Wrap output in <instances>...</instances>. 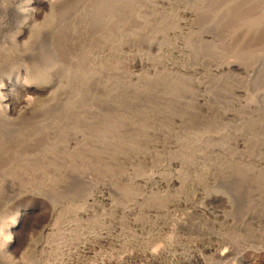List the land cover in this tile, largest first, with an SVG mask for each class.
<instances>
[{
	"label": "rangeland",
	"instance_id": "1",
	"mask_svg": "<svg viewBox=\"0 0 264 264\" xmlns=\"http://www.w3.org/2000/svg\"><path fill=\"white\" fill-rule=\"evenodd\" d=\"M68 1L30 30L21 18L0 29V50L15 48L0 56V84L18 66L28 83L52 80L37 113L69 114L84 140L83 156L53 137L1 159L0 224L29 218L0 264H41L45 247L58 251L49 264H264V0Z\"/></svg>",
	"mask_w": 264,
	"mask_h": 264
},
{
	"label": "bare ground",
	"instance_id": "2",
	"mask_svg": "<svg viewBox=\"0 0 264 264\" xmlns=\"http://www.w3.org/2000/svg\"><path fill=\"white\" fill-rule=\"evenodd\" d=\"M68 0H36L35 2H30V3H28L24 8H23V10H20L19 9V11L17 10L18 8H16V5L15 4H12L11 5V3H8L7 4V6H5L4 4L3 5H0V16L1 15H3V16H1V20L3 19V18H6V17H8L9 19H5L6 21H8V22H6L5 20L3 21H0V29L1 28H3V27H5V24H7V23H9V21L10 20H14V18L15 19H17V18H21L23 21V23H24V28H29V30H30V28L32 29V27H34L35 25H36V20H38L39 18H41L42 17V15H43V12L46 10V9H49V10H52V9H59L60 11H62L63 13L66 11V10H68V6L69 5H67V2ZM74 1V0H73ZM73 1L71 0V2L70 1H68V2H70V3H73ZM76 1V0H75ZM161 1H163V0H161ZM78 2V1H77ZM80 2V1H79ZM154 2H158V1H154ZM165 2V1H164ZM164 2H162L163 4H166V2L164 3ZM169 2L170 1H168V4H169ZM172 2V1H171ZM243 2V1H242ZM241 2V3H242ZM159 3V2H158ZM157 3V4H158ZM161 3V4H162ZM262 3V2H261ZM1 4H2V2H1ZM74 4H76V3H74ZM79 4V3H78ZM157 4H155V5H157ZM162 4V5H163ZM167 4V5H168ZM80 5H81V3H80ZM79 5V6H80ZM253 6V5H252ZM22 7V6H21ZM78 7V6H77ZM165 7V6H164ZM256 7V6H255ZM20 8V7H19ZM263 8H264V5H263ZM92 9V8H91ZM253 9V8H252ZM142 10V9H141ZM48 11V10H47ZM56 11V10H55ZM172 11V10H171ZM97 12V11H96ZM141 12V11H140ZM165 12V11H164ZM182 12V11H181ZM192 12V11H191ZM234 12V11H233ZM238 12V11H237ZM59 13V12H58ZM144 13V12H143ZM184 13V12H183ZM56 14V13H55ZM62 14V13H61ZM68 14V13H67ZM142 14V13H141ZM140 14V15H141ZM193 14V13H192ZM241 14V13H240ZM59 15V14H58ZM58 15H57V17H58ZM64 15V14H63ZM144 15V14H143ZM189 15V14H188ZM196 15V14H195ZM221 15V14H220ZM248 15V14H247ZM257 15V14H256ZM65 16V15H64ZM223 16V15H222ZM221 16V17H222ZM255 16V15H254ZM60 17V16H59ZM142 17H144V16H142ZM260 17V16H259ZM44 18V17H43ZM91 18V17H90ZM140 19H143V18H141V16L139 17ZM190 18V17H189ZM214 18V17H213ZM59 19V18H58ZM79 19V18H78ZM97 19V18H96ZM204 19V18H203ZM216 19V18H215ZM261 19H262V21H264V10H263V16L261 17ZM198 20V19H197ZM210 20V19H209ZM221 20V19H220ZM247 20V19H246ZM249 20V19H248ZM15 21V20H14ZM65 21V20H64ZM78 21V20H77ZM216 21V20H215ZM229 21V20H228ZM250 21V20H249ZM258 21V20H257ZM83 22V21H82ZM213 22V21H212ZM261 22V21H260ZM260 22H258V24L260 23ZM65 23V22H64ZM96 23V22H95ZM141 23V22H140ZM144 23V22H143ZM223 23V22H222ZM82 24V23H81ZM86 24H87V22H86ZM146 24V23H145ZM252 24L253 25H256L257 24V22H255V21H253L252 22ZM263 24H264V22H263ZM89 25V24H88ZM140 25V24H139ZM142 25H144V24H142ZM217 25V24H216ZM224 25V24H223ZM96 26V25H95ZM213 26V25H212ZM215 26V25H214ZM218 26V25H217ZM250 26V24L248 25V27ZM261 26H263V25H261ZM247 27V28H248ZM254 27V26H253ZM252 27V28H253ZM258 27V26H257ZM27 28V29H28ZM136 28V27H135ZM137 28H139V27H137ZM144 28H145V26H144ZM211 28V27H210ZM240 28V27H239ZM247 28H245V29H247ZM261 28V27H260ZM212 29V28H211ZM249 29V28H248ZM255 29V28H254ZM3 30V29H2ZM24 31H26V29H23ZM137 30V29H136ZM216 30V29H215ZM232 30V29H231ZM139 31V30H138ZM252 31V30H251ZM250 31V32H251ZM240 32H242V31H240ZM3 33H4V31H3ZM130 33H131V31H130ZM141 33V32H140ZM145 33V32H144ZM252 33V32H251ZM128 34V33H127ZM134 34V33H133ZM136 34L137 33H135V35H133V36H136ZM142 34V33H141ZM62 35H63V33H62ZM125 35H126V32H125ZM125 35H123V36H125ZM130 35V34H129ZM128 35V36H129ZM140 34L138 33V36H139ZM263 35V34H262ZM15 36H17V34L15 35ZM128 36H127V38H128ZM130 36H132V35H130ZM129 36V38H131ZM143 36H144V34H143ZM2 37V31L0 30V41H1V38ZM18 37H20L21 39H24L25 37H26V35H25V33H20V35L18 36ZM77 37V36H76ZM120 37V36H119ZM126 37V36H125ZM124 37V38H125ZM137 37V36H136ZM140 37V36H139ZM206 37H208V36H206ZM248 37V36H247ZM263 37V36H262ZM67 38V37H66ZM142 38V37H141ZM229 38H232V35H231V37H229ZM27 39V38H26ZM60 39H62L61 37H60ZM102 39V38H101ZM109 39V38H108ZM108 39H103V41L105 40V41H107ZM126 39V38H125ZM124 39V40H125ZM133 39H135V38H133ZM132 39V40H133ZM137 39H138V37H137ZM259 39V38H258ZM28 40V39H27ZM33 40V39H32ZM112 41H114L113 39H111ZM117 40V39H116ZM127 40V39H126ZM125 40V41H126ZM131 40V39H130ZM136 40V39H135ZM241 40V39H240ZM104 41V42H105ZM138 41V40H137ZM251 41V40H250ZM255 41V40H254ZM15 42V41H14ZM28 42V41H27ZM98 42V41H97ZM107 42H109V41H107ZM107 42H106V44H107ZM124 42V41H123ZM239 42V41H238ZM256 42V41H255ZM62 43V42H61ZM110 43H112L111 41H110ZM110 43L108 44V45H110ZM126 43H128V42H126ZM129 43L131 44V42L129 41ZM261 43V42H260ZM3 44V43H2ZM6 44V43H5ZM4 44V45H5ZM34 44V43H33ZM94 44V43H93ZM105 44V43H104ZM119 44V43H118ZM133 45H139V44H134V43H132ZM142 44V43H141ZM188 44V43H187ZM11 45V44H10ZM113 45H114V42H113ZM116 45V44H115ZM128 45V44H127ZM7 46V45H6ZM129 46V45H128ZM232 46V45H231ZM5 47V46H4ZM12 47L13 48H9V49H7V48H3L2 47V49L0 50V52H1V54H0V56L2 55V52L3 53H5L6 54V56H3V57H6V58H10L11 57V55L13 54H11L10 53V51H12V49L13 50H15V48H14V45H12ZM24 47V46H23ZM92 47H94V46H92ZM124 46L122 45V48H123ZM246 47V46H245ZM134 48V47H133ZM140 48V47H139ZM101 50L102 49H104V48H100ZM108 49V48H107ZM124 49V48H123ZM129 49H131V48H129ZM128 49V50H129ZM247 49V48H246ZM20 49H18V51H19ZM30 50V49H29ZM105 50V49H104ZM109 50V49H108ZM126 50L127 49H125L124 51L126 52ZM5 51V52H4ZM95 51V50H94ZM98 51H100V50H98ZM107 51V50H106ZM123 51V50H122ZM137 51V50H136ZM139 51V50H138ZM180 51V50H179ZM235 51V50H234ZM25 52V51H24ZM65 52V51H64ZM92 52V51H91ZM101 52V51H100ZM111 52H113V51H111ZM236 52V51H235ZM258 52V51H257ZM26 53V52H25ZM97 53V52H96ZM96 53H94V54H96ZM121 53V52H120ZM122 53H124V52H122ZM130 53V52H129ZM132 53V52H131ZM135 53V52H134ZM20 54H22V53H20ZM93 54V53H92ZM117 54V53H116ZM133 54V53H132ZM16 55V54H15ZM26 55V54H25ZM104 55V54H103ZM106 55V54H105ZM110 54H108V56H109ZM122 55V54H121ZM125 55V54H124ZM124 55H122V56H124ZM263 55V54H262ZM20 56V55H19ZM111 56V55H110ZM131 56V55H130ZM31 57V56H30ZM42 57V56H41ZM44 57V56H43ZM101 57H103L102 55H101ZM105 57V56H104ZM107 57V56H106ZM115 57H119V55H117V56H114V58ZM125 57H128V55H125ZM134 57V56H133ZM242 57V56H241ZM1 58V57H0ZM15 58V57H14ZM13 58V59H14ZM20 58H21V56H20ZM89 58V57H88ZM108 58V57H107ZM121 58V57H120ZM129 58V57H128ZM138 59L140 58V57H137ZM253 58V57H252ZM3 59V58H2ZM12 59V58H11ZM96 59H97V57H96ZM99 59V58H98ZM97 59V60H98ZM115 59H117V58H115ZM123 59V58H122ZM122 59H121V61H119V62H122ZM126 60H127V58H125ZM125 59H124V62H125ZM264 59V58H263ZM20 60V59H19ZM34 60V59H33ZM49 60V59H48ZM93 61H94V59H92ZM91 60V61H92ZM103 60H104V58H103ZM119 60V59H118ZM118 60H116L115 62H117ZM129 60V59H128ZM127 60V61H128ZM85 61H86V59H85ZM92 61V62H93ZM99 61V60H98ZM100 61H102V60H100ZM114 61V60H113ZM130 61V63L131 62H133V60L131 61V59L129 60ZM144 61V60H143ZM20 62V61H19ZM119 62H117V63H119ZM142 62V61H141ZM99 63V62H98ZM103 63V62H102ZM111 63V62H110ZM109 63V64H110ZM147 63V62H146ZM105 64H107V63H105ZM109 64H107V65H109ZM134 64H137V63H134ZM145 65V64H144ZM231 66L232 67H240V66H238L237 64H231ZM19 68H15L14 70H16L14 73H13V75L11 76V78H9V79H7V80H5V81H3L1 84H0V161H3V160H1L2 158H5V156H7V157H9V158H15L18 154H20V152H22V154L23 153H26V154H28V155H30V156H34L35 154H38V153H40V150H41V144L42 143H45V142H47L46 140L47 139H49V138H53V137H57V139L59 138V141H65V139H68V141L66 142V144H65V146L68 148V149H70V148H75L80 142H81V139H83V137L82 136H79L80 134L79 133H77L76 132V134H74L73 133V129L71 128L72 126H70L69 125V122L71 121L70 119H71V117L69 116V114H67L66 115V113L64 112V114H61V115H59V113L58 114H56V115H54V113H53V115L54 116H52L51 118H49L50 117V115L49 116H47V115H45V116H47L46 118H45V116H43L42 114H39L40 112H38L37 113V111H36V109H35V106H34V102H35V98L33 97L34 95H37V94H39V95H42L43 94V96L45 95V94H47V93H49L50 92V89H53V83H52V80L49 82V80H48V82H47V80L46 81H40L41 83H38V84H33V83H28L27 81H26V77H25V75H26V73L28 72V70H29V68L27 67V66H25V67H21V66H18ZM45 69V68H44ZM38 70H39V68H38ZM41 70V69H40ZM51 70V69H50ZM108 70V69H107ZM52 71V70H51ZM42 72H43V70H42ZM9 73H12V72H10L9 71ZM44 73V72H43ZM40 74V73H39ZM46 74V73H45ZM45 74H43V75H45ZM42 75V76H43ZM27 76V75H26ZM41 76V75H40ZM39 76V77H40ZM47 76V75H46ZM56 76V75H55ZM40 78H43V77H40ZM44 79H45V76H44ZM47 79H48V77H47ZM50 79V78H49ZM52 79V78H51ZM29 80V79H28ZM34 80V79H33ZM53 91V90H52ZM50 94V93H49ZM24 95V96H23ZM16 99H18L19 101H17V103H14V100H16ZM38 100V99H37ZM62 100V99H61ZM40 101V100H39ZM63 102V101H62ZM36 104V103H35ZM38 105V104H37ZM40 106V105H39ZM43 107V106H42ZM39 110V109H38ZM41 110V109H40ZM45 110V109H44ZM43 112V111H42ZM46 112V111H45ZM45 114V113H44ZM52 114V113H51ZM82 120V119H81ZM84 120V119H83ZM86 120V119H85ZM85 120H84V122H85ZM79 122H80V120H79ZM82 122V121H81ZM83 122V123H84ZM86 123V122H85ZM78 126V125H77ZM89 126V125H88ZM80 127V126H79ZM82 128L84 127V125L83 126H81ZM87 128H89V127H87ZM86 129V128H85ZM84 129V130H85ZM92 129V128H91ZM76 130H77V128H76ZM79 130H81V129H79ZM78 130V131H79ZM84 130H82L83 132H84ZM90 130V129H89ZM86 131H88L87 129H86ZM91 131V130H90ZM92 132V131H91ZM90 132V133H91ZM93 132H94V129H93ZM93 132H92V134H93ZM67 133H69V134H67ZM86 133V132H85ZM84 133V134H85ZM95 133V132H94ZM81 134H83L82 132H81ZM83 134V135H84ZM99 134V133H98ZM85 135H87V134H85ZM89 135V134H88ZM87 137V136H86ZM94 137H95V135H94ZM96 137H98V135H96ZM65 138V139H64ZM110 138V137H109ZM69 139H71V141L72 142H69ZM87 139H89V137L87 138ZM90 140H92V139H90ZM95 140V139H94ZM45 141V142H44ZM83 141L84 140H82V143H80V144H83ZM93 142V141H92ZM53 143H54V141H53ZM88 144V143H87ZM94 144V143H93ZM43 145V144H42ZM45 145V144H44ZM47 145V144H46ZM54 146V145H53ZM86 147H88L87 145H86ZM52 148V147H51ZM56 148V147H55ZM61 148V147H60ZM63 148V147H62ZM84 148V147H83ZM82 148V149H83ZM78 149V148H77ZM81 149V148H80ZM51 150V149H50ZM49 150V151H50ZM75 150V149H74ZM53 152H54V149L52 150ZM67 151V150H66ZM78 151H79V149H78ZM78 151L77 150H75V152L76 153H78ZM81 151V150H80ZM79 151V152H80ZM100 151V150H99ZM58 152V151H57ZM71 152V151H70ZM49 153V152H48ZM66 153V152H65ZM89 153V152H88ZM88 153H87V155H88ZM93 154L95 153L94 151L92 152ZM92 153H90L91 155H92ZM79 154V153H78ZM77 154V155H78ZM80 154H82V153H80ZM79 154V155H80ZM78 155V156H79ZM54 156V155H53ZM82 156H83V154H82ZM81 156V157H82ZM89 156V155H88ZM18 157H19V155H18ZM20 157H21V155H20ZM55 157H56V155H55ZM58 157V156H57ZM72 157V156H71ZM80 157V156H79ZM80 157V158H81ZM32 158V157H31ZM39 158V157H38ZM37 158V159H38ZM60 158H61V156H60ZM64 158V157H63ZM67 158V157H66ZM5 159H7V158H5ZM33 159H36V158H33ZM36 159V160H37ZM47 159V158H46ZM62 159V158H61ZM65 159V158H64ZM57 161L59 160V159H56ZM71 160H73L74 161V158H72ZM33 161H35V160H33ZM42 161V160H41ZM46 161V160H45ZM56 161V162H57ZM68 161V160H67ZM66 161V162H67ZM70 161V160H69ZM22 162V161H21ZM30 162V161H29ZM39 162V161H38ZM44 162V161H43ZM55 162V163H56ZM11 163V162H10ZM40 163V162H39ZM42 163V162H41ZM40 163V164H41ZM46 164H47V162H45ZM60 163V162H59ZM35 164V163H34ZM33 164V165H34ZM52 165H53V162L51 163ZM26 165V164H25ZM43 165V164H42ZM41 165V166H42ZM32 166V165H31ZM44 166V165H43ZM43 166H42V168H43ZM49 166V165H48ZM19 167V166H18ZM17 167V168H18ZM28 167H29V165H28ZM37 167V166H36ZM50 167V166H49ZM59 167V166H58ZM30 168V167H29ZM45 168V167H44ZM52 168V167H51ZM20 169V168H19ZM35 169V168H34ZM37 169V168H36ZM60 169V168H59ZM22 170V169H21ZM31 170V169H30ZM53 170V169H52ZM43 171V170H42ZM16 172V171H15ZM26 172V171H25ZM31 172H34V171H31ZM36 172H38V171H36ZM49 172V171H48ZM63 172V171H62ZM86 172V171H85ZM22 173V172H21ZM55 173V172H54ZM88 173V172H87ZM23 174V173H22ZM38 174H42V173H39L38 172ZM17 174H15V176H16ZM27 175V174H26ZM33 175V174H32ZM57 175V174H56ZM86 176V175H85ZM16 179V178H15ZM144 179V178H143ZM150 180H153L154 178H149ZM148 181V180H147ZM150 182V181H149ZM165 182V181H164ZM169 183H176V181H175V179H170L169 180ZM14 212V211H13ZM11 213V212H10ZM9 213V215L8 216H4L3 218H2V221H1V224H0V253H3V254H5L9 249H8V245H6L5 243H4V241L6 240V237H10V238H14L13 240L16 242V243H18L19 242V236H20V233H21V230H19V229H15V226L16 225H14V222H17L18 221V219L19 218H21V221L22 222H25V221H27L28 220V218H29V216L27 215V213L26 212H21V213H19L18 215H17V217L15 216H13L12 215V213L10 214ZM15 214V213H14ZM83 217L84 218H88L89 217V213L88 212H83V213H81V218L83 219ZM1 218V217H0ZM92 219V218H91ZM10 220L12 221V223H10ZM20 220V219H19ZM84 220H86V219H84ZM88 220V219H87ZM90 220V219H89ZM87 222V221H86ZM85 223V222H84ZM88 224V223H87ZM12 225V226H11ZM86 225V224H85ZM85 225H84V227H85ZM90 225V224H89ZM11 226V227H10ZM80 226H82V225H80ZM86 226H88V225H86ZM72 227L73 226H69V228H68V226H67V228L71 231L72 230ZM82 229V228H81ZM55 229H54V227H53V229H52V227H51V229H50V231H48V233L49 234H51L53 231H54ZM89 230L91 231V229L89 228ZM73 231V230H72ZM76 231V230H75ZM68 232V231H67ZM93 232V231H92ZM121 232V231H120ZM74 233V232H73ZM55 234V233H54ZM82 235V234H81ZM91 235H92V233H91ZM111 235V234H110ZM109 234H108V237L110 236ZM118 235H119V233H118ZM96 236V235H95ZM115 236V235H114ZM91 237V236H90ZM102 237V236H101ZM112 237V236H111ZM117 237V236H116ZM85 238V237H84ZM103 238V237H102ZM107 238V237H106ZM72 239V238H71ZM70 239V240H71ZM77 239V238H76ZM87 239H89V238H87ZM100 239V238H99ZM109 239H111L110 237H109ZM117 239V238H116ZM119 239V238H118ZM117 239V240H118ZM69 240V239H68ZM73 240H75L74 239V237H73ZM72 240V241H73ZM90 240V239H89ZM89 240H87V241H89ZM95 240L96 239H94V243H92V242H90V243H92V244H89L90 246H88V248H86L85 250H84V253L87 255V257H88V255L90 256V255H92V254H96V248L94 247L95 245V243L97 244V242H95ZM104 240H105V238H104ZM107 241V240H106ZM109 241V240H108ZM122 241H124V240H122ZM76 242V241H75ZM77 242H80V240H77ZM83 242V241H82ZM81 242V243H82ZM111 242V241H110ZM112 242H116V241H112ZM65 243V242H64ZM107 243H109V242H107ZM114 243H112V244H114ZM116 243H118V245H119V242H116ZM115 243V244H116ZM121 243V242H120ZM83 244H85V243H83ZM99 244V243H98ZM69 245V244H68ZM70 245H71V243H70ZM108 246V245H107ZM96 247H99V246H96ZM45 249V253H46V255H48L47 257H46V259H48L49 258V256L53 253V255L55 254V253H57V252H55L53 249H52V247H45L44 248ZM81 249V248H80ZM99 250H100V248H98ZM98 251V250H97ZM163 251V250H162ZM154 252V251H153ZM228 252V251H227ZM70 253V252H69ZM155 253V252H154ZM164 253V252H163ZM220 253V252H219ZM64 254V253H63ZM63 254H62V256H63ZM68 254V253H67ZM72 254V253H71ZM77 254H79V253H77ZM94 254V255H95ZM97 254H98V256L100 257V253L99 252H97ZM70 255V254H69ZM68 255V256H69ZM93 255V256H94ZM149 255V254H148ZM151 255V254H150ZM220 256L221 255H223V252H222V254H219ZM65 256H67V255H65ZM67 256V257H68ZM72 256V255H71ZM79 256V255H78ZM85 256V255H84ZM145 256V255H144ZM147 256V255H146ZM153 256V255H152ZM151 256V257H152ZM158 256V255H157ZM83 257V256H82ZM97 257V256H96ZM150 257V258H151ZM156 257V256H155ZM50 258H52V257H50ZM68 258H70V257H68ZM72 258V257H71ZM75 258H76V256H75ZM85 258V257H84ZM89 258V257H88ZM87 258V259H88ZM91 258V257H90ZM109 258H111V257H109ZM158 258V257H157ZM44 259V258H43ZM43 259H41V261H43L41 264H49V262H51V261H49V262H47V260L46 259H44V260H46V261H44ZM73 259V258H72ZM95 259H97V258H95ZM66 260V259H65ZM94 260V259H93ZM106 260H108V259H106ZM40 261V262H41ZM67 261V260H66ZM72 261V260H71ZM76 261V260H75ZM90 261V260H89ZM95 261V260H94ZM93 261V262H94ZM155 261V260H154ZM47 262V263H46ZM70 262V261H69ZM80 262V261H79ZM79 262H77V263H79ZM96 262L98 263V261L96 260ZM103 262V261H102ZM120 262V261H119ZM73 263V262H72ZM108 263V262H107ZM113 263V262H112ZM38 264H40V263H38ZM67 264H68V262H67ZM75 264H76V262H75ZM120 264V263H119Z\"/></svg>",
	"mask_w": 264,
	"mask_h": 264
}]
</instances>
